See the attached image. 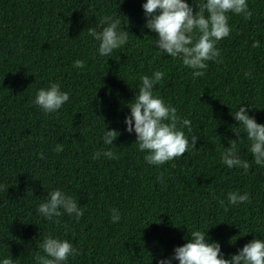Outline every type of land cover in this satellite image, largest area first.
Returning <instances> with one entry per match:
<instances>
[{
    "label": "trees",
    "instance_id": "16d2710c",
    "mask_svg": "<svg viewBox=\"0 0 264 264\" xmlns=\"http://www.w3.org/2000/svg\"><path fill=\"white\" fill-rule=\"evenodd\" d=\"M144 2L0 0V261L35 264L49 234L79 250L64 264H157L197 229L219 243L225 259L254 237L264 240V166L255 164L233 117L243 104L264 124V0H246L253 13L248 20L228 13L232 32L216 45L222 62L208 61L195 78L179 57L154 46ZM186 2L199 11L206 0ZM104 16L119 19V30L129 32L110 57L99 55L87 31H101ZM76 60L84 67H74ZM155 71L165 75L154 94L191 121V132L182 129L189 140L198 137L163 165L144 160L124 123L140 77ZM50 82L68 92L69 101L46 114L34 100ZM109 129L119 133L113 145L103 142ZM234 131L247 172L221 159ZM57 144L62 151L54 150ZM107 150L118 159L104 156ZM97 151L101 156L93 159ZM57 188L84 210L79 220L63 209L59 223L38 213ZM229 192H247L250 202L229 204ZM113 208L120 213L116 223Z\"/></svg>",
    "mask_w": 264,
    "mask_h": 264
},
{
    "label": "clouds",
    "instance_id": "9594fccd",
    "mask_svg": "<svg viewBox=\"0 0 264 264\" xmlns=\"http://www.w3.org/2000/svg\"><path fill=\"white\" fill-rule=\"evenodd\" d=\"M142 8L146 17L144 26L156 33L154 46L172 58L179 57L184 66L193 70L194 78L205 74L208 61L222 62V59H219L220 49L216 45L232 32L228 13L242 15L245 20L253 15L246 0H206V3L200 5L199 11H194L193 6L186 0H146ZM100 23L105 25L102 30L97 31L90 27L87 30L88 35L98 42L99 55L110 57L113 50L128 42L129 32L126 29L120 31V20L111 16L102 17ZM252 46L260 45L258 41H254ZM74 67L83 68L84 61L76 60ZM164 75L161 71H155L151 76L140 77L141 85L135 99L128 103L130 113L124 119L125 130L129 133L135 132L137 150L146 153L143 158L149 165H163L183 156L189 147H194L198 139L197 135L193 134L189 140L182 130L187 127L191 132V121L180 117L175 107L154 94V85L160 83ZM251 75V71L245 73L246 77ZM68 101L69 93L62 91L58 83L50 82L47 88L36 91L34 103L48 114L58 112ZM233 117L247 134L250 142L248 150L255 164L264 166V124L257 123L243 104L235 111ZM234 132L237 134L236 139L229 140V147L221 153V159L229 168L240 167L247 172L250 164L240 158L236 143L240 132ZM118 135L117 130H105L104 144L113 145ZM54 150L60 152L63 146L57 144ZM103 155L118 159L111 150L104 151ZM100 156L101 152L97 151L93 159ZM43 158L41 153L40 159ZM248 202L250 197L247 192L228 193L229 204ZM220 203L223 205L224 201L221 200ZM60 209L70 216L74 215L77 220L83 216L84 211L78 206L77 200L59 188L48 192L47 198L38 205L37 211L45 219L59 223L58 218L62 215ZM225 210L227 211V208ZM119 220L120 213L113 208L111 222L116 223ZM40 248L43 254H34L35 264H64L70 256L80 254L71 242L50 234L44 236ZM173 259L178 261V264H264V240L254 237L236 254L225 259L219 243L210 242L206 239V231L197 229L191 231L184 244L174 248L171 257L158 259L157 264H172ZM0 264H14V259L3 258Z\"/></svg>",
    "mask_w": 264,
    "mask_h": 264
}]
</instances>
